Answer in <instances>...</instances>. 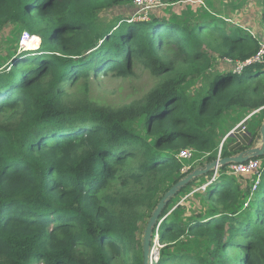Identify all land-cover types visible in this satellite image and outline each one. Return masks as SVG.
I'll use <instances>...</instances> for the list:
<instances>
[{
	"label": "trees",
	"instance_id": "obj_1",
	"mask_svg": "<svg viewBox=\"0 0 264 264\" xmlns=\"http://www.w3.org/2000/svg\"><path fill=\"white\" fill-rule=\"evenodd\" d=\"M209 1L197 16L152 8L134 20L135 0H0V33L10 27L4 43L16 45L0 67V264H143L149 219L186 175L179 152H196L194 169L226 136L222 157L256 146L264 63L235 64L264 34L218 9L242 0ZM24 30L36 50L20 47ZM139 65L159 78L144 97L118 107L91 97L92 79ZM247 116L246 132L231 133ZM257 158L254 192V173L223 174L204 194L199 176L170 200L152 264H264Z\"/></svg>",
	"mask_w": 264,
	"mask_h": 264
},
{
	"label": "rangeland",
	"instance_id": "obj_2",
	"mask_svg": "<svg viewBox=\"0 0 264 264\" xmlns=\"http://www.w3.org/2000/svg\"><path fill=\"white\" fill-rule=\"evenodd\" d=\"M194 3L198 5H195ZM263 3H264V0H242V1H239L238 3H232V4L231 2L226 3L225 5H223L221 2H218L217 4H218V9L224 11L227 16H230L231 19H233V21H236L237 25L243 27L244 29L250 28L255 33L257 32L263 35L264 34V25L262 22L264 21L263 20V8H262ZM190 6H192V9L194 8L195 10H191ZM201 7H204L205 9H208V10L209 9L213 10L209 0H201L200 2L186 1L184 3L183 2H174V3L172 2V3H167L165 6L155 7V8L157 9L160 8L158 9V12L161 15L168 13V17H171L172 13H175V11L179 12L180 10L185 9V8H187L186 10L188 12H190L191 10L193 15L197 16V13L198 11L201 10L200 9ZM170 8H172L174 11L171 10ZM108 14L111 16L110 13ZM136 15L138 16V13H136ZM136 15L134 17H136ZM127 16H130V15L127 14ZM9 30H10V27L6 28L0 33V67L3 66L5 63L8 64L7 63L9 59L8 57H10L14 53V50L16 48V45H14L13 49L10 47L11 44H15V41H12L8 45L4 43V40L7 38ZM19 45H20V40H19ZM37 45H38V42L35 39L33 43L28 45V47H31V49H34V48H37ZM8 65L10 66V64ZM223 65L227 67V64L223 63L222 61L217 63L218 67L223 66ZM158 82H159V78L153 76L146 68L139 65L135 68L134 73H132L131 75L127 77L107 75L99 79H92L91 80V97L98 100L100 103L107 104L113 107H118L123 104L130 103L134 100L141 99L152 88H154V86ZM235 122L231 123L229 125V128H231ZM251 124L253 125V123ZM236 134L237 133H235L234 135ZM195 156H196V153L194 154V157L192 160L196 159ZM199 160L200 159H198L197 161ZM261 161L263 163L262 159ZM213 173L214 172L212 171L205 175H201L200 178L195 183V186L199 187L203 185L205 181H207L208 179L212 177ZM223 177L224 176H222L221 178ZM197 187H194V189ZM205 191L206 190L204 189L200 190L202 194H204ZM190 196H192V193L190 194ZM197 200L198 202L196 203V205H194V207L201 206L198 198ZM160 246L161 244L158 239L157 243L154 244V246L152 247L154 251V258H157L159 254Z\"/></svg>",
	"mask_w": 264,
	"mask_h": 264
},
{
	"label": "built area",
	"instance_id": "obj_3",
	"mask_svg": "<svg viewBox=\"0 0 264 264\" xmlns=\"http://www.w3.org/2000/svg\"><path fill=\"white\" fill-rule=\"evenodd\" d=\"M135 4L138 6V16L134 17V20L136 19H146L148 18V12L150 9L155 8V7H162L165 6L166 4L162 0H135ZM264 10V7H263ZM133 20V19H132ZM34 37L31 35V33L27 30L23 31L22 36H21V44L25 45L27 44L26 42L28 40L33 39ZM228 61L232 62V59H227ZM257 62H262L264 63V41L261 42L260 44V49L259 51L251 58H248L244 61H239L235 64V72L237 73H242L244 68L246 66L252 65ZM250 116H247L245 119H243L233 130V132L237 133H245L247 130V124L246 121ZM222 146H223V141L220 144L219 150H218V157L221 158L222 155ZM196 152L192 148H185L182 149L179 154L178 158L180 161L183 163L181 167V173L182 174H188L189 172L192 171L194 164H193V157ZM223 167V166H222ZM222 167L216 168L213 172V175L210 179H208L206 182H204L203 185L195 188V191H200L202 189L206 190L207 187L218 180L220 176L223 174H228V175H250L254 173L257 177L253 179V192L256 191L261 183V168H262V161L261 159L258 158H250L247 161L244 162H234L226 165L225 169H222ZM248 202L246 203V205ZM158 230V227H157ZM159 239V233H156V236L154 238V243L156 244Z\"/></svg>",
	"mask_w": 264,
	"mask_h": 264
},
{
	"label": "water",
	"instance_id": "obj_4",
	"mask_svg": "<svg viewBox=\"0 0 264 264\" xmlns=\"http://www.w3.org/2000/svg\"><path fill=\"white\" fill-rule=\"evenodd\" d=\"M260 139H258V143L256 146L248 148L242 152H239L235 155L221 157L212 160L211 162L206 163L203 166H198L194 168L191 172L186 174L183 178H181L177 183H175L161 198L156 208L154 209L149 222L147 224L145 233H144V242H143V251H144V261L143 264H152L154 260V251L152 249V241L154 230L159 226V223L162 221L161 216L162 213L170 202V200L186 185H188L191 181L196 179L201 175H205L209 172L214 171L218 167L226 166L230 163L234 162H244L249 160L250 158H256L260 156H264V122L261 126L260 130ZM227 137V136H226ZM224 138V140L226 139ZM223 140V141H224Z\"/></svg>",
	"mask_w": 264,
	"mask_h": 264
},
{
	"label": "clouds",
	"instance_id": "obj_5",
	"mask_svg": "<svg viewBox=\"0 0 264 264\" xmlns=\"http://www.w3.org/2000/svg\"><path fill=\"white\" fill-rule=\"evenodd\" d=\"M24 31H25V30H24ZM27 31H28V30H27ZM22 33H23V32H22ZM31 35H32L34 38H36V35H33V34H31ZM21 36H22V35H21ZM39 37H40V36H39ZM34 38H33V39H34ZM40 38H41V37H40ZM40 43H41V42H40ZM20 47H21L22 49H25V50H26V49H27V50H36L39 46H38L36 49H31V47H28L27 44L22 45V44H21V38H20Z\"/></svg>",
	"mask_w": 264,
	"mask_h": 264
},
{
	"label": "bare ground",
	"instance_id": "obj_6",
	"mask_svg": "<svg viewBox=\"0 0 264 264\" xmlns=\"http://www.w3.org/2000/svg\"><path fill=\"white\" fill-rule=\"evenodd\" d=\"M36 38H34V39H31V40H28L26 43H27V45H30L31 43H33L34 42V40H35ZM37 41V40H36Z\"/></svg>",
	"mask_w": 264,
	"mask_h": 264
}]
</instances>
